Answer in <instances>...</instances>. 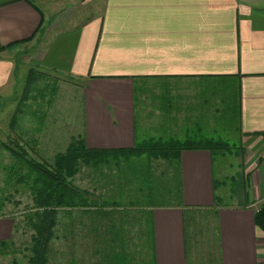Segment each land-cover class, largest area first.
<instances>
[{"label": "crops", "instance_id": "obj_1", "mask_svg": "<svg viewBox=\"0 0 264 264\" xmlns=\"http://www.w3.org/2000/svg\"><path fill=\"white\" fill-rule=\"evenodd\" d=\"M0 50V95L15 87L20 60L77 88L81 124L72 132L69 122L60 142L45 140L44 114L38 149L64 146L54 155L74 140L113 157L141 146V102L159 83L182 98L200 92L184 100L183 121L201 118L207 129L222 91H232L236 167L214 168L209 149L180 152L176 202L147 208L149 264H264V232L254 224L264 202V0H0ZM119 171L91 176L115 183ZM125 228L139 239L138 221ZM13 238L14 220L0 216V245Z\"/></svg>", "mask_w": 264, "mask_h": 264}, {"label": "rangeland", "instance_id": "obj_2", "mask_svg": "<svg viewBox=\"0 0 264 264\" xmlns=\"http://www.w3.org/2000/svg\"><path fill=\"white\" fill-rule=\"evenodd\" d=\"M20 61L21 63H19V69L13 82L15 87H10L7 93L0 95V144L7 143L13 139L12 132L9 130L10 119L21 102V97L25 92L29 69L31 68L37 71V86L44 90L43 94L45 95L44 98L39 100V105L41 106L37 111V119L33 123L37 124L41 117L44 118V114L46 113V123L42 124H46L43 136L49 142H60L59 138L69 135V127L67 126L69 122L72 124V127H70L72 132L75 125L79 126L81 124L79 120L81 105H79L78 90L77 88L64 86L57 79V75L44 73V70L30 66L22 62V60ZM204 84L206 87H199V89L206 91L207 85L206 83ZM190 88L196 89L198 85H190ZM195 92H198L197 89ZM145 96L146 98L143 103L141 102L144 112L139 114L141 127L138 126L137 129V143L139 145L142 146L143 141H145L146 146L166 147L165 143L170 140L182 142L185 139L182 133L186 132L191 137V140L197 144L201 143L204 139L219 140L221 142L223 150L221 152L223 153L214 151L215 154L212 156L214 168L218 165H224L226 168L229 164L235 166L238 161L237 157H239H236V154L240 155L241 143L237 115L234 109H232L235 106V99L232 96H227L222 91L221 103L219 105L216 104L215 107L214 129H207L208 123L205 122L207 125L204 122L202 123L201 118L183 121V117L185 118L186 116L184 113L187 111V109H184V100H200L202 98L200 92H198V95L194 94V96L186 94L182 98L178 93L168 91L166 85L159 83L152 91L149 92L147 90ZM25 100L24 104H35L30 97ZM57 106H61V109L69 106V111L65 109L60 114L57 112ZM76 106L78 107L75 110L74 107ZM25 107L28 106L26 105ZM41 110L45 111L42 112ZM69 114H71L72 118L68 116ZM58 147L64 148V146L58 144V146H53L52 151L51 148L48 150L47 147H39L40 151L37 142L35 149H31L29 145L26 150L31 158L51 164L55 156L54 151H57ZM148 157L150 156L146 153L140 158L126 160H123L121 156L116 158L110 157L111 164L108 167L101 166L98 170L81 165L80 170L73 178V184L76 188L87 190L90 194L108 199L109 201L114 193L121 191L122 198L116 203L131 209L128 217L129 223L132 224L134 223L133 217L134 215L137 216L139 210L137 207L159 203L174 204L177 200L176 188L178 177L176 167L171 166L162 158L149 160ZM11 164V155L0 145V216H7L14 220L12 245H10L7 251L5 250L3 254H0V264H30V258H32L30 248L35 234L28 224L27 215L30 212L28 208L32 205V202L26 187L17 185L13 180L9 179L8 168ZM114 170H120L121 174L117 177H111L112 181H116L115 183L109 182L110 180H107L105 177H103L104 180L97 182L94 176H91L99 172L112 175L111 172L114 173ZM123 182H127V186H124ZM132 208H135L134 210L137 212L134 213ZM65 222V219H62L55 229V237L50 244L48 264H69L71 257L74 256L80 259L83 256L87 258L91 253L89 235L86 233V230L81 229L88 225L86 219L80 220L79 217L75 219L76 228L73 235H69L62 229V223L65 224ZM130 243L128 247L130 253L127 252L129 259L120 260L119 263L149 264L146 261L150 254L149 247H151V245H148V241L132 240ZM100 257L103 256L100 255ZM100 257L95 259L101 261ZM115 263L112 262L111 264ZM87 264L92 263L90 261Z\"/></svg>", "mask_w": 264, "mask_h": 264}, {"label": "trees", "instance_id": "obj_3", "mask_svg": "<svg viewBox=\"0 0 264 264\" xmlns=\"http://www.w3.org/2000/svg\"><path fill=\"white\" fill-rule=\"evenodd\" d=\"M36 73L37 71L33 69L29 70L25 92L10 119L9 130L12 132L13 139L0 144L12 157V164L8 168L9 179L17 185L25 186L30 194L32 205L28 208L30 212H28L27 221L35 234L30 248L32 253L30 264H48L50 244L54 240L55 229L59 222L65 219L66 222L62 223V229L69 235H73L76 228L75 219L78 217L80 220L86 219L88 222V225L81 229L87 231L92 250L87 258L83 256L80 259L71 257L69 264H87L90 261L92 264H111L112 262L127 264L119 263V261L129 259L127 252H129L128 247L132 240H128L124 232H126L125 227L132 225L129 223L128 217L131 209L116 203L122 198L121 191L114 193L116 197L112 196L109 201L96 197L87 190L76 188L73 184V178L80 170L81 165L96 168L95 170L101 166L108 167L111 164L109 158L113 157L110 156L111 152L89 150L83 147L81 140H74L62 153H57L54 156L51 164L37 161L28 155L26 149L29 145L31 149H35L41 122L44 119L41 117L37 124L33 123L37 119L39 100L45 97L44 90L37 86ZM232 93V91L229 92L227 96H232L236 103V96ZM28 97L34 101V105L24 104ZM52 98L53 96L51 100ZM26 105L28 107H25ZM237 106L236 103L232 108L235 113L238 110ZM165 145L166 147L159 148L152 145L146 146L144 143L140 147L135 146L133 150L112 153L117 154L114 158L121 156L123 160L140 158L146 153L150 156L149 160L162 158L171 166L176 167V171H178L179 154L184 149L222 150L221 142L212 139H204L199 144L190 142V140L184 142L171 140ZM126 183L123 182L124 186H127ZM176 194H178V186ZM150 206L154 205L137 207L139 208L138 212L132 208L134 213L137 212V216L134 215L133 220L140 223V237L137 241H148V245H151L150 213L147 210ZM59 215H61L60 218ZM254 224L264 232V202L254 213ZM10 245H12V241L1 244L0 254L7 251ZM149 250L150 254L146 261L150 263L151 247ZM97 257H100L101 261L96 260Z\"/></svg>", "mask_w": 264, "mask_h": 264}]
</instances>
